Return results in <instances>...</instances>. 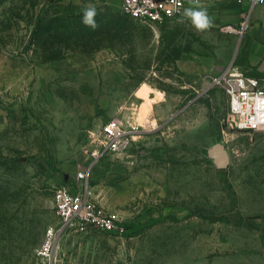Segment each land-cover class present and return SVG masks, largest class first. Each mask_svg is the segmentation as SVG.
<instances>
[{"label":"rangeland","instance_id":"374dc122","mask_svg":"<svg viewBox=\"0 0 264 264\" xmlns=\"http://www.w3.org/2000/svg\"><path fill=\"white\" fill-rule=\"evenodd\" d=\"M0 1V264H264V129H237L211 83L237 64L243 19L201 31L182 15L130 19L119 0ZM89 6L125 15V26L106 31L98 19L86 34L82 23L51 38V53L36 41L46 14ZM253 77L264 87V71ZM143 82L160 94L149 93L148 112ZM115 121L138 129L123 150L95 156ZM64 184L88 188L123 230L62 228L44 259Z\"/></svg>","mask_w":264,"mask_h":264},{"label":"built area","instance_id":"2783aa9c","mask_svg":"<svg viewBox=\"0 0 264 264\" xmlns=\"http://www.w3.org/2000/svg\"><path fill=\"white\" fill-rule=\"evenodd\" d=\"M235 1L245 3L250 8L257 4L264 6V0ZM119 2L125 14L150 26L163 24L179 16L188 4L197 5L195 0H119ZM211 83L219 86L225 93L228 115L237 129L243 131L264 129V87L259 84L257 78L246 75L233 64H229L212 77ZM137 129L136 122H129L128 126L119 121L105 123L101 127L100 150H96L94 155L123 150L129 145L130 138ZM53 207L61 224L58 230L54 226H49L45 231L44 240L37 250V254L44 259L54 258L58 231L62 228L69 226L76 231L86 230L88 227L113 232L123 230L120 219L114 213L104 210L86 187L81 190L71 189L65 184L55 187Z\"/></svg>","mask_w":264,"mask_h":264},{"label":"crops","instance_id":"0c3cea01","mask_svg":"<svg viewBox=\"0 0 264 264\" xmlns=\"http://www.w3.org/2000/svg\"><path fill=\"white\" fill-rule=\"evenodd\" d=\"M197 6L207 8L209 15L215 20L228 21L235 25L243 19L246 26L241 35L239 60L233 65L250 76L264 71L263 5L257 4L250 8L247 4L237 3L235 0H206L204 3L188 4L185 7Z\"/></svg>","mask_w":264,"mask_h":264},{"label":"trees","instance_id":"16d2710c","mask_svg":"<svg viewBox=\"0 0 264 264\" xmlns=\"http://www.w3.org/2000/svg\"><path fill=\"white\" fill-rule=\"evenodd\" d=\"M1 3V1H0ZM83 15V12H78L75 14L68 15L63 14L59 11H54L50 14H46L40 20L36 22L34 32L36 30L40 31L41 34H45V37L42 38L39 36H36V41L41 43V45L46 44L45 50L50 47V40L51 38H55L58 36H65V32H68V35L72 36L75 33V30L77 28H80L82 26L81 17ZM127 15V14H125ZM125 15L119 14L118 12H111L107 10L106 13L101 15L100 17H95V19L98 21H102L104 23V28L106 31L112 30V29H118L119 27L125 26ZM128 16V15H127ZM130 17V16H128ZM130 19H134L130 17ZM135 20V19H134ZM138 21V20H137ZM84 25V24H83ZM83 29L85 30V33L88 34L90 32V29L88 26H84ZM35 34V33H34ZM35 39V36H34ZM49 52H53L52 49H49ZM53 55H48L46 58L52 59Z\"/></svg>","mask_w":264,"mask_h":264},{"label":"clouds","instance_id":"9594fccd","mask_svg":"<svg viewBox=\"0 0 264 264\" xmlns=\"http://www.w3.org/2000/svg\"><path fill=\"white\" fill-rule=\"evenodd\" d=\"M195 3L199 4V0H195ZM96 15L97 8L95 6L86 7L83 11L81 22L94 30L98 26L95 19ZM181 15L183 18L188 19L197 30H207L213 25V19L209 15L207 8L202 6L185 7Z\"/></svg>","mask_w":264,"mask_h":264},{"label":"bare ground","instance_id":"6f19581e","mask_svg":"<svg viewBox=\"0 0 264 264\" xmlns=\"http://www.w3.org/2000/svg\"><path fill=\"white\" fill-rule=\"evenodd\" d=\"M157 90H154L146 83L143 82V84H141L137 91H136V94L143 99V102H142V106H141V110L142 112H148L149 109L151 108V103H150V96H149V93L150 92H154L155 93V96H159L160 94H158L156 92Z\"/></svg>","mask_w":264,"mask_h":264},{"label":"water","instance_id":"95a60500","mask_svg":"<svg viewBox=\"0 0 264 264\" xmlns=\"http://www.w3.org/2000/svg\"><path fill=\"white\" fill-rule=\"evenodd\" d=\"M209 152L210 155L214 158V161L218 167H222L226 164V153L219 144L212 146Z\"/></svg>","mask_w":264,"mask_h":264}]
</instances>
